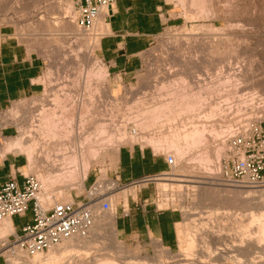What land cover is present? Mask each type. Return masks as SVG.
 <instances>
[{
  "label": "rangeland",
  "instance_id": "obj_1",
  "mask_svg": "<svg viewBox=\"0 0 264 264\" xmlns=\"http://www.w3.org/2000/svg\"><path fill=\"white\" fill-rule=\"evenodd\" d=\"M169 1L172 3L177 15H180L183 17V19H185V23L175 27H169L161 34L157 35L150 48L142 54L140 68L138 71L131 74V76L123 78L122 76L109 73L104 82H101L100 84L98 83L101 91L100 94L102 95V106H98V108H101L99 110V116H96V121L98 119V121L102 120L100 125L104 127L107 125L106 127L109 129V131L111 130V132L120 130L118 132L120 135L119 137L121 138H119L121 141L120 146L117 147L114 145H106L103 147L100 154L91 162V168L89 170L90 172L85 181L84 188H79L78 186L76 187L73 185L74 187L68 186L61 189L60 183H58L59 185L55 183V186H48V188L49 190L53 189L54 192L61 189V201H72V199L77 201H87L89 193L98 186L97 184L92 185L94 180L97 181L98 177L102 174L101 180L103 182L106 181L104 182L105 187H103V189L98 187V192L103 193L104 197H109V195L112 194L116 195L114 196L116 198L114 199L115 202L112 206L116 214V228L117 221L119 220L121 213H123V207L125 206L127 209L128 203L132 201L131 198H139V192L142 190L144 193L143 198H148L147 203L149 206L158 208L160 210L175 211L176 213L180 214L181 219L179 222L180 224H177L178 228L176 225L177 235L175 245L169 247L162 241L161 244L174 254H172L173 258L171 259H167V257H165L163 262L167 261L169 264H182L180 260L181 258L179 259V257L183 256H180L179 254L181 253L184 241L181 239L186 233L185 229H187V223H190V219L186 211L188 209H191L192 212L199 211V213H202L201 215H203V217H206L208 215V212L205 213L208 211V208L206 207L211 206L210 202L207 201H205V205H202V207L201 205L196 204V201H198L197 199H199V195L201 193V187L204 185L206 187L208 185L207 187L219 186L226 188H236L224 184L214 185L211 183L202 184L198 182L205 179H207V181L218 182L216 179L221 174L223 157L227 154L229 148L234 146L236 141L242 138L243 135L255 128H259L261 122L264 120V0ZM193 1L195 4H193ZM72 2L74 3L73 11L75 13H73L72 16L77 23L78 12L75 8V0H72ZM66 5L67 0H0V29H8L10 33L16 36L22 43H24L30 51L38 53L44 62L43 83L45 88L43 92L35 97L16 101L11 108L1 113V125L16 126L19 131L17 136L22 135L24 128L29 126L30 123H39L38 120L42 107L47 105L48 107L51 106V108L55 110V108L58 109V107L61 108L62 106L64 107L65 105H70L71 102L65 100V94H63L64 92L59 90L61 85H65L66 87L68 86L67 88L72 90L70 92L72 98L81 95L80 93L82 91L84 96L87 90H89L85 96L87 100V94L91 90L95 89L97 80L93 79V85L90 87L91 90H86L84 78L87 75L86 72H88L90 69H95L94 67H96V65H101L108 69L97 53L100 37L106 33V24L103 25L99 31L94 30V24L90 28L85 29L79 27L78 23L77 26L82 28L81 30L66 29L64 27L65 21L63 20L64 16L67 15L65 11H68L66 10L67 8H65ZM52 8L58 9L55 11V9L53 10ZM202 9H205V11L202 12ZM104 12L106 14L107 10ZM104 12L100 15V17L104 15ZM68 19L69 18H67V20ZM48 20L51 21L52 24H55L53 27L55 30H47L44 27L41 29L40 26H45L44 24ZM210 27H213V29H210ZM214 28H216L218 31ZM95 39L97 41H95ZM90 41H94L96 44H90ZM226 75L235 76V78L238 79V82L240 83L237 85L225 84L224 86L222 81L225 80L224 78H227ZM81 76L83 77L79 80V83L76 85L73 84L74 78H81ZM63 83L65 84L63 85ZM202 83L204 86L207 85L206 87L209 85L210 88H214V86H216L217 89L221 88L219 89L221 93L219 92L220 94H217L218 96L216 95L213 100L218 103L220 101L222 107L220 106L221 108L219 115L216 114V116L212 118L214 119L212 120L214 122H212L214 124V128H218L217 130L219 132L216 134L214 132L210 133L208 141L204 142L207 150L205 156L202 154L204 145L193 147L188 158L194 157L195 159L190 160L186 158L187 156H184V158L182 157L181 160L177 161L178 165L172 169V171H170L168 176L159 177H173L179 179L184 178L186 181L183 183L184 185L186 184L187 187L185 186L183 187L184 189L182 188L180 190V188L177 187L178 183H180L179 181H168V183H171V186H168V188L164 190L159 184L161 180L156 179L147 185L141 187L135 186L133 188L135 195L133 192H131L128 196V200H124V198L121 196V191L125 187H133L134 185L124 186L126 184L125 182L121 183L115 179V169L117 168V155L116 157L114 156L116 152L115 150H117L119 147L121 149V147L125 145L132 146L139 144L143 147H149L158 157L161 158H165L167 153H174L176 156L175 150L169 148V143L166 144L164 142H166L165 139L169 142H174L176 140V136L178 135L182 137V139L180 137L179 140H181L183 143L185 142L183 141V135L188 131V126H190L188 125V116L182 115L178 117L179 119L175 120H173L175 116H172L171 118L168 117L167 119L163 117L164 119L162 118V120H158V122L156 121L157 123L155 122L156 124L150 128L139 126V122L145 118L148 119L149 114H144L145 111L151 110L156 107V105L158 106L163 101L168 100L170 96L169 92H173L174 89H178L176 87L179 86L181 88H190L192 84L197 87L199 85L203 86ZM217 83H219L220 86L222 84V86H218ZM233 83H235V81ZM173 87L175 88L172 89ZM232 90L234 92L239 91L236 94L238 96L236 97L234 94L235 97L233 96V98H230V101L225 100V95L232 93ZM55 92L59 93V95L63 94V97L59 96L61 97V102L59 101V104H55ZM248 93L250 95L252 93L253 96L255 95L254 98L257 96L255 100L252 95L250 96ZM241 94L247 97L249 95V98L252 97L250 102L249 98L246 97L245 99V97L243 95L241 96ZM258 96L261 97L259 98ZM242 97L243 102L241 100ZM218 99L220 100L218 101ZM252 99L254 101H251ZM244 101H246V103ZM60 104H62V106ZM77 110L78 109L73 110V114L76 116L79 112V110ZM55 112L59 114L61 109L60 111ZM75 120H77V117ZM195 120L198 121L197 119ZM103 122L105 125H103ZM97 125H99V123H97ZM171 125L172 128L176 129H173L172 131V128L170 127ZM93 126L94 124H92L91 127ZM87 127H89V125H87ZM169 128L171 129L170 131H172V134L168 131ZM177 128H180L179 130L181 131L178 132ZM133 129L138 131L137 135L133 136V134H131L130 131ZM86 131H89L88 128ZM184 131L186 132L182 133ZM154 138H157L158 140L160 139L161 143H164L163 145L165 147H162L161 144H159V146L157 145V147H155L154 144L152 146V143L149 141L150 139L154 140ZM161 138L164 139V142H162L163 140ZM170 138L173 140L175 138V140L171 141ZM75 147L76 150H79L77 143L75 144ZM218 147L222 148V155L220 158H217L218 156L215 154ZM52 149H47L48 153L45 150H41V155L39 154L40 157H37L38 162L34 163V165H32L33 167H27V157L24 154H20L24 158L25 164V167L22 169L23 173H25V175L33 174L37 178V175L39 174L45 175L47 170H49L51 167L50 164L53 162L52 160H54L55 157L57 158L56 162L60 161V158L55 156V154H58V149ZM49 153L54 154L50 155ZM206 156L211 158V162L209 161L206 164L205 161H203V163L201 159L198 160L199 157L206 158ZM204 164H206V166ZM205 167L207 170H205ZM206 175L209 177L211 176L209 180ZM113 184H116L117 186L115 189H106ZM196 185L202 186L199 188ZM42 188L43 186L41 187V192ZM256 193L254 192V194H252L254 207L256 206L258 198H260L259 196L261 194L260 192ZM98 205V208H100L101 203ZM196 206H200L201 208H197ZM99 210L101 211V208ZM217 211L219 213L223 212V210H216L215 212ZM32 218L33 211L30 209L25 215H19V220L17 222L22 225L28 221H31ZM193 218L196 219L199 218V216L197 215V217L195 216ZM217 220H219V222ZM217 220L215 221L218 223H214L216 225L215 227L222 226V224L224 225L226 223L231 225V221L227 220L226 222L225 218V223L222 221L223 218H218ZM228 224L225 226H230ZM256 225L257 224H255V222L252 225L254 238H256L255 234H257ZM109 229L110 228H106L104 229L105 231L102 230V238H100L98 247L103 250H99L98 252L96 248L91 247L89 252L92 255L90 254L83 256V259L76 257L74 260L72 258L66 257L67 259L65 258L61 261V263L103 264L106 259L112 260L114 258L113 260H117L119 263L122 262L123 264H132V262L135 261V257H138L142 260L143 258L151 259V257H155L158 252L160 253V248L158 249L155 245V242L158 241L159 238L154 237L151 240H147L146 238H141L140 240H131L130 237L125 238L123 235H121L117 229L118 235L116 238L119 239L120 242L123 241V243H121L124 245V251L126 252V254L125 252L119 254L117 252V246H115V244L113 245L111 240L112 238L110 239L112 234L111 232H108ZM16 234V228L14 233L12 231L4 232L0 228V237H2L0 238V264H37L32 261L34 260L33 255H27L24 252L20 253V255L14 261L10 259L12 255L8 251H12L13 248L16 247ZM18 234H21V232ZM180 234L181 236L183 234V236L180 237ZM259 244L255 242L254 247L256 245L257 247L253 248V251H256L253 256L255 258L257 257L256 259L254 258L255 264H264V256H262L263 253L261 250L263 248H261L262 245ZM45 252L47 253L48 251ZM8 253L10 254L8 255ZM116 253L122 256L119 257V255H116ZM98 255L101 256L97 257ZM123 256L125 257V260ZM175 260L177 262H175Z\"/></svg>",
  "mask_w": 264,
  "mask_h": 264
},
{
  "label": "bare ground",
  "instance_id": "obj_2",
  "mask_svg": "<svg viewBox=\"0 0 264 264\" xmlns=\"http://www.w3.org/2000/svg\"><path fill=\"white\" fill-rule=\"evenodd\" d=\"M193 4H195V2ZM73 5H74V3L72 2V0H67V5L65 7V8H67L66 10H68V11H65L67 13V15L66 16L63 15L64 16L63 20L65 21V22L63 21L64 27L66 29H69V30L70 29H74V30L80 29L81 30L82 28H79L80 26L79 27L77 26V23L72 16L74 13ZM57 9H55V11ZM204 11H205V9H202V12H204ZM104 16H105V12H104L103 16H101V17L99 16L100 18L99 17L97 18V20L94 23V25H95L94 30L99 31V30H101L103 25H105ZM67 18H69V19L67 20ZM44 25L45 26H40L41 29H42V27H44L47 30H55V28L53 29L55 24H52V22L49 20L47 22H45ZM37 28H38V26H37ZM210 29H213V27L212 28L210 27ZM214 29H216V28H214ZM213 31L216 32L215 30H213ZM95 41H97V40L95 39ZM92 43H93V45L96 44L94 41L93 42L90 41V44H92ZM218 52H219V50H218ZM193 63H195V62H193ZM203 63H205V62H203ZM184 64H186V63H184ZM190 65H192V64H190ZM94 68L95 69H90L88 72H86L87 75L84 77L85 78V84H86L85 85L86 90L90 89V87H92L91 85H93V83H92L93 79L97 80V85L95 86V89L94 90L90 89L91 91L87 94V98H88L87 100H86L85 96L89 90H87V92L85 93L84 96H83L84 93L82 94V92H83L82 91L80 93L81 95H79L78 97L72 98L71 93H70L72 90L70 88L68 89L67 88L68 86L66 87L64 85L65 83H63L64 86L61 85V88L59 90L64 92L63 94H65L64 95L65 100L71 102L70 105L66 106L65 105L66 103L64 102L65 103L64 107L62 106V104H60L62 107L61 108L58 107V109L55 108V110L53 108H51V106L48 107L47 105H46L47 107L46 106L42 107V109L40 111L41 114L39 117L40 121L38 120V122H39L38 124H31L30 123L29 126L26 125L27 127L24 128V132L22 135L16 136L13 138H7L1 142V147H0V156L1 157H3L6 153H10V152L14 153V154L15 153L16 154H24L27 156V159H28L27 167H31L32 165H34V163L38 162L37 157L39 156L41 150L47 151V149H49V148H51V149L57 148L58 149L57 150L58 154H55V156L60 158L59 159L60 161L56 162L57 158L55 157V159H54L55 161L52 160L53 162L50 164L51 167L49 168V170H47L46 174L45 175L44 174L37 175L39 181L41 182V187L43 186L42 192H40V194L38 195V200L45 208L52 206L54 201H59V200L61 201V199H62L61 198L62 197V190L61 189L63 187H68V186H73V185H75L76 187L78 186L79 188L85 187V181L88 177V173H89V170L91 168V162L93 159H95L100 154V152L104 146H106V145H114L117 147L120 146V142H121L120 139L121 138L119 137L120 135L118 133L120 130H118L116 132H111V130L109 131V129L106 127L107 125L105 127L100 125V122L102 120L98 121L99 120L98 119L97 120L98 122L96 121V118L99 116L98 115L99 110L101 108V107L98 108V106H100V105L102 106V95L100 94L101 91H100V88L98 86V83L100 84L101 82H104V80L108 76V71L106 68H104L101 65H96V67H94ZM226 76H227V78H224L225 80L222 81V84L224 86H225V84H227V85L236 84L237 85L240 83V82H238V79L235 78V76H228V75H226ZM82 77L83 76H81V78H79V77H77L76 79L74 78L73 84L76 85L77 83H79V80L82 79ZM218 81H216V82H218ZM234 81H235V83H233ZM217 84H218V86H220L219 83H217ZM222 84H221V86H222ZM205 85H206V83H205ZM193 86H194L193 84L190 86V88H181L178 86V87H176L178 89H174L175 87H173L172 88V89H174V91L172 90L173 92L168 91L169 95H170L168 100L163 101L158 106L156 105V107H154L151 110L145 111L144 114L148 113L149 118L148 119L145 118L144 120H141L139 122V126L144 127V128H150L153 125H155L158 122V120H162L163 117H165L167 119L168 117L171 118L172 116L173 117L175 116L174 119L172 118L173 120H175V119H179L178 117H180L182 115L188 116L189 121L188 120L187 121L189 122L188 125H190V126H188L189 128L187 129L188 130L187 132L186 131L182 132V133L186 132L183 135V141H185L184 143L181 140H179V138L181 137L179 135H178L179 137L175 135L177 141L175 140V138H174V140H175L174 141L172 139L173 137L170 138V140L171 141L173 140L174 142H169L166 139H165L166 142H164V139L161 138L163 140L162 142H164L166 144L169 143L168 144L169 148H172L173 150H175L176 156H177L176 162L178 160H181L182 157L184 158V156H187L186 158H188L192 148L196 147V146H200V145H204L202 154H203V156H205V154L207 153V150H206V146H205L204 142L208 141L210 133L214 132L216 134L219 132L217 130L218 128L217 129L214 128V124H213L214 122L212 121L214 119H212V118H214L216 116V114L219 115L220 108L222 107V105L220 104V101H219L220 99H218L219 103L213 100V98H215V96L217 94L219 95L221 93L219 90L221 88L217 89L216 86H214V88H210L209 85H208V87H206L207 85L204 86V84H203V86H200V85L197 87L196 86L193 87ZM86 90H84V91H86ZM233 92L225 95L226 97L223 96L226 98L225 100L228 101L230 98H233L234 94L236 97L238 96L236 94L239 91L238 92L236 91L234 93ZM62 95H59V93H56V96H55V94H54V96H55L54 98H55V102H56L55 104H57V103L59 104V101L61 98L59 96H62ZM242 95L243 94H241V96ZM249 95H248V97L244 96V95L243 96L246 99V97L249 98ZM251 95L254 98L255 95L253 96L252 93H251ZM261 96H262V94H261ZM252 97L249 98V102H250V99ZM255 98H254V100H255ZM238 100H240V99H238ZM241 100L243 102V97ZM254 100L252 99L251 101H254ZM261 100H263V99H261ZM244 102L246 103V101H244ZM52 103H53V101H52ZM240 104H242V103H240ZM60 109H61V112L59 114H57L55 111H60ZM75 109L79 110L77 116L75 114H73V110H75ZM234 110H236V109H234ZM101 114H102V111H101ZM76 117H77V120H75ZM101 117H103V116H101ZM195 119H197L198 121H196ZM25 122H27V121H25ZM165 122H167V121H165ZM28 123H29V121H28ZM97 123H99V125H97ZM92 124H94L93 127H91ZM87 125H89V127H87ZM103 125H105V123ZM170 127L172 128V125ZM87 128L89 131H86ZM144 128H142V129H144ZM173 129H176V128H172V131H173ZM179 129L177 128L178 132L181 131ZM185 129H183V130H185ZM170 130L171 129L169 128L168 131L171 133L172 131H170ZM130 132H131V134H133V136L138 134L137 130H136V133H134L132 131H130ZM176 134H177V131H176ZM133 136H131V137H133ZM177 137H178V139H177ZM181 139H182V137H181ZM149 142L152 143V146L154 144L155 147H157V145L159 146V144H161L162 147L164 146L163 145L164 143H161V140L160 139L158 140L157 138H154V140L150 139ZM76 143L78 144L79 150H76V147H75ZM47 153H48V151H47ZM55 153H57V152H55ZM49 154L53 155L54 153H52V154L49 153ZM215 154H217V156H218L217 158H220V156L222 155V148L218 147ZM44 156H45V153H44ZM188 159L191 160V159H195V158L190 157ZM199 159H201L202 162L205 161L206 164L209 161L211 162V158L209 156L208 157L206 156V158L199 157L198 160ZM45 161H46V159H45ZM48 163H49V160H48ZM206 164H204V165L206 166ZM177 165H178V163H177ZM208 168H210V167H208ZM27 169H29V168H27ZM205 170H207V168ZM205 173H206V171H205ZM207 177L209 180L211 176L210 177L207 176ZM157 179L161 180V182L159 184L164 190H166L168 188V186H171V183H168V181H179L180 183H178L177 187L180 188V190L185 186L187 187V185L186 184L184 185V183H183L186 181L184 178L179 179V178H173V177H162V178H157ZM194 181H195V179H194ZM104 182H106V181H104ZM104 182L101 180V178H99L98 182L96 183L98 186L95 187V188H97V192L99 191L98 187H101L102 189H103V187H105ZM55 183H57V184L60 183L61 189L58 188L59 190H57L56 192H54L53 189L49 190L48 186L53 187V186H55L54 185ZM198 183H202V184H204V183L210 184L211 183L214 185L215 184L221 185V183L213 182V181H207V179L199 181ZM128 186H130V185H128ZM201 186H197V187L200 188ZM207 186L205 187V185H204L203 187H201V193L199 195V199L196 198L198 201H196L197 203L196 202L195 203L197 205H201V207H202V205H205V201L210 202L211 206L206 207V208H208V211L205 212V213L208 212V215L206 217H203V215H201L202 213L201 212L199 213V211L198 212L197 211L192 212L191 209H188L186 211V213L188 214V217L190 219V223H187V229H185V231H186L185 235L183 236V234H182V236H183L182 237L180 234V237H182L181 240L184 241V245L182 247L181 253L179 254L180 256H183V257H179V259L181 258L180 259L181 263L182 264H255V260H254L255 257L253 256V254L256 252L255 250L253 251V248L257 247V245L254 247L255 242H257V244L260 243L262 245V247H261V248H263V249H261L262 253H263L262 256H264V196H263V194L260 192L261 193L259 196L260 198H258V196H257L258 202L256 203V206H255L256 208H255L253 206L254 204H253L252 194H254V192L256 193L259 191H255V190H251V189L247 190L244 188L240 189L239 187H236V188H228L227 187L226 188V187H219V186L218 187H215V186L207 187ZM227 186H230V185H227ZM116 187H117L116 184H113L106 189H115ZM134 187H135V185L133 187H125L123 190L121 189L122 190L121 196L124 198V200H126V201L128 200V196L131 192H133V194H134V190H133ZM231 187H235V186H231ZM256 194H259V193H256ZM114 196H116V195L112 194V195H109V197H107V199L110 201L112 206L114 205V202H115L114 199L116 198ZM261 197H262V200H261ZM99 203L100 202H96L91 207L93 214H94V223H93V226L90 230V233L87 236H74V237H71V238L63 241L60 245L51 247L47 253L46 252L35 253L33 255L34 260H32V261L37 263V264L38 263L39 264H60L61 261L64 260L66 257L72 258L74 260V258H76V257L82 258L83 256L90 255L91 253L89 251H90L91 247L96 248V250H98V252H99V250H103V249L98 247V244L100 242V238H102V236H101L102 230H104L106 228H110L108 231L109 233L111 232V234H112V237H110V239L112 238L111 240L113 242V245L115 244V246H117L116 247L117 252L119 254L124 253L125 252L124 247H123L124 245L122 244L123 241H121L122 242L121 243L120 240L116 238L118 235V232L116 229L115 210H114V208H111L108 211H103V210L100 211L99 210L100 208H98ZM199 207H197V208H199ZM197 208H193V209H197ZM216 210H223V212H221V211H220L221 213H219L218 211L215 212ZM197 215L199 216V218H196V219L193 218L195 216L197 217ZM221 215H222V217H221ZM217 217L223 218L222 221L224 223H225L224 218H225L226 222H227V220L228 221L230 220L231 225L226 223L230 226H225L226 224H224V225L222 224V226L215 227L216 225L214 223L219 222V220H217L218 219ZM243 218H245V219H243ZM215 220H217L218 222ZM220 221H221V219H220ZM254 222H255V224H257L256 225L257 226V229H256L257 234H255L256 238H254V236H253L254 231L252 229V225ZM217 225H220V224H217ZM0 228L4 232L5 231H9V232L12 231L13 233L15 232L13 222H12L11 218H9V217L5 220L0 221ZM0 238H2V237H0ZM110 239H108V240H110ZM155 245L158 249L160 248V250H159L160 253L159 252H158V254L156 253L157 255H155V257H151V259H149V258L144 259L143 258V260H142V259H139L138 257H135L134 260L135 261L138 260V261L137 262L133 261L132 264H167L168 263L167 261L163 262L165 257H167V259L168 258L171 259V258H173L174 254L169 249L165 248L161 244L160 239L155 242ZM8 252H10L12 255V257L10 258L12 261H14L20 255V253H22V251L20 249H18L17 247H14L12 251L9 250ZM10 253H8V255ZM118 253H116V255ZM125 254H126V252H125ZM101 255H102V253H101ZM100 256L98 255L97 257H100ZM120 256H122V255H119V257ZM79 258H77V259H79ZM123 258L125 260L124 256H123ZM113 259L112 260L106 259V261L103 264H123L122 262L119 263V261L117 262V260L114 261ZM132 259H133V257H132ZM175 262H177V261L175 260ZM178 262H179V260H178Z\"/></svg>",
  "mask_w": 264,
  "mask_h": 264
},
{
  "label": "crops",
  "instance_id": "obj_3",
  "mask_svg": "<svg viewBox=\"0 0 264 264\" xmlns=\"http://www.w3.org/2000/svg\"><path fill=\"white\" fill-rule=\"evenodd\" d=\"M104 22L106 33L100 37L98 56L108 67V75L110 73L127 78L138 71L141 56L150 48L155 37L169 27L184 24L185 19L177 15L169 0H117L107 10ZM43 73L44 62L41 56L30 51L8 29H0V116L16 101L35 97L43 92ZM1 123L0 117V147L1 140L16 137L19 133L16 126H2ZM261 126L264 130V120ZM115 151V179L121 183L167 169L165 158L158 157L149 147L125 145ZM24 167V158L20 154L10 152L0 156V188L10 179L23 185ZM101 176L102 174L94 183ZM143 197L141 190L139 198H131L132 201L128 203L129 215L121 213L116 229L131 240H151L155 237L169 247L174 246L180 214L153 208L148 205V198ZM18 218L19 216L11 218L17 233L21 232L23 226L17 222Z\"/></svg>",
  "mask_w": 264,
  "mask_h": 264
},
{
  "label": "built area",
  "instance_id": "obj_4",
  "mask_svg": "<svg viewBox=\"0 0 264 264\" xmlns=\"http://www.w3.org/2000/svg\"><path fill=\"white\" fill-rule=\"evenodd\" d=\"M117 0H75L78 12L77 23L88 29L105 10L113 7ZM132 132L136 133V129ZM167 170L156 174H145L132 179L124 186L141 187L161 176H168L177 166L173 153L165 156ZM24 184L15 179L5 182L0 188V220L25 215L30 209L33 218L23 224L21 234L15 235L16 247L27 255L48 251L74 236H87L94 223L92 205L100 202V208L108 211L112 208L103 193L94 188L87 201H54L45 208L38 200L41 183L33 174L24 175ZM218 183L244 189L259 191L264 196V130L260 124L242 136L229 148L223 157V165ZM94 183L93 185H95ZM123 215H129V208L123 207Z\"/></svg>",
  "mask_w": 264,
  "mask_h": 264
}]
</instances>
